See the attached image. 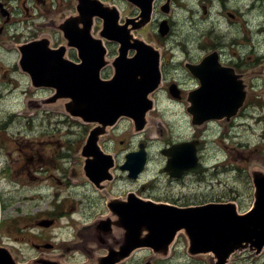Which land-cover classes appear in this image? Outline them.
<instances>
[{"label": "rangeland", "instance_id": "rangeland-1", "mask_svg": "<svg viewBox=\"0 0 264 264\" xmlns=\"http://www.w3.org/2000/svg\"><path fill=\"white\" fill-rule=\"evenodd\" d=\"M249 1L233 0L228 8L231 10L239 9V63L248 65L254 61L253 65H257L255 68H260L261 65L264 66V33H258L257 25L264 22V5L257 3L256 6L260 7V10L249 11ZM61 9L63 10H59L58 18L69 10L66 6ZM243 13L247 14L251 21V23H247L250 28H246L242 21ZM221 15L222 18H226V14ZM201 17V14L197 13L196 19ZM190 19L193 21L194 18L191 17ZM98 28L99 24H96L94 31L96 32ZM175 28H177V23H175ZM61 40V34L58 33V42ZM116 47L117 45L113 43L108 46L109 50L113 52ZM232 50H236L235 47L232 46ZM169 67L167 66L165 69L170 78L180 74L181 71L174 72V66L169 65ZM111 72L112 70L107 68L104 70L103 76H109ZM254 76H258L255 79L258 81V85L252 88L254 90L248 92L250 95H258V97L255 98V101L250 97L246 99L238 111L237 126L232 128L231 135L219 143L212 142L211 140H218L220 136L221 129L217 128L216 131L209 134L207 144L203 146L204 153L207 156L212 154V159L216 160L213 163L207 162L204 166L205 171L209 173L214 171L215 174L207 175L206 182H202L198 191L199 193H207L213 189L211 193L230 194L231 196L232 190H234L236 195L241 196L240 205L242 206L249 203L248 194L251 190L248 175L249 167L253 164L264 167V100L261 97L264 80L260 75L255 74L251 76V79ZM24 84L25 89L29 88L26 80ZM21 88L17 85L14 91L10 92V85H0V94L2 95L0 97V109L13 108L16 113L24 110V114L30 116L29 111L24 108V101L27 96L24 95ZM47 94V91L35 92L31 90L29 97ZM167 95L169 94L164 89L157 93L159 111L151 114V124L141 134H132L129 128L126 129L127 122L122 121L107 136V144L110 148H114L115 144L116 147L122 146L118 144L119 142L125 143L124 149L137 147L138 143L143 141L146 144L148 154H150L148 169L142 177L133 184L126 182L123 185V181H121L120 189H130L138 184H144L149 192L164 194L161 189H164L166 185L169 186V178L162 170L164 157L159 151L166 139L164 135L166 132L170 133V124L176 127L174 128L176 133L181 132L185 137L191 136L193 131L188 125L189 117L185 113V102H170ZM50 110H58V112L37 110V113L31 118L16 117L13 119L12 129L8 127L6 131L0 133V146L2 145L0 150L7 151H0L3 153V157H0V165L7 167L10 181L16 177L13 182L9 181L4 184L0 180V202L5 201L7 203L0 209L5 214H0V228L2 227L0 232L3 240H5L4 234L7 230V227L2 225L5 218L9 224L10 218L13 217L17 220V226L20 230H17L15 224L11 222V232L15 237V242L19 239L30 241L31 235L39 231V228L31 226V224H34L39 218H54L55 224H58L59 236L62 237V234L71 227V225L64 226L67 217L60 218L63 214L72 216L75 219L72 224L79 226L80 223L77 221L91 220L101 208L97 193L92 190L86 179L79 173L81 165L78 156L79 143L85 138L89 126L61 112L58 107ZM152 122H156V124ZM161 127L164 135L158 136ZM222 130L226 132L228 128L225 129L222 126ZM229 152L237 156L235 163H238V171L232 170L233 164L229 163L227 167L224 165L226 162L225 155ZM4 156H6L5 159ZM31 174H38L39 176L33 179ZM43 178L48 183H42ZM185 181L187 182V180ZM151 186H157V190H153ZM189 186L190 190H186L184 193H194V189H198L196 182H189ZM79 201H81L80 204H78ZM73 210L76 211L71 213ZM59 213L60 215H58ZM15 215H23L24 217H16ZM52 229L51 226L47 227L42 233L39 232L37 233L39 235L35 236L50 240L53 233L49 235L48 232H52ZM6 239L9 240L8 237ZM17 245L21 248V256L25 258L36 253L30 243L28 245L17 242ZM55 246L59 249L64 248L63 243H58ZM239 255L238 253L235 254L230 264H264V251L252 260L247 253L240 257ZM179 258L181 262L176 263L202 264L197 259L188 261L184 254H181Z\"/></svg>", "mask_w": 264, "mask_h": 264}, {"label": "water", "instance_id": "water-1", "mask_svg": "<svg viewBox=\"0 0 264 264\" xmlns=\"http://www.w3.org/2000/svg\"><path fill=\"white\" fill-rule=\"evenodd\" d=\"M93 6L90 16L104 17L100 34L120 42V53L112 62L115 73L111 79L99 78L100 67L105 63L102 61L104 48L101 40L91 38L93 41H90L85 36L88 29L76 36L71 22L65 23L62 29L67 45H80L82 64L75 65L65 58V45L51 49L45 39L21 46L19 63L30 74L34 86L55 88L47 102L63 103L65 111L71 115L96 123L82 147L85 157L83 172L95 183H100L112 162L99 150L98 139L122 115L134 119L135 129L144 127L146 112L152 107L149 94L160 84V71L159 53L152 45L133 37L124 26L123 29L114 24L118 18L114 11L109 19L101 5L95 2ZM129 49L136 51L132 57H127ZM94 56L95 60H92ZM219 73L223 79L203 76L201 87L194 91L196 95H208L205 101H195L190 107L195 121L202 113L205 118L229 117L244 98L242 84L236 76L230 78L226 77L225 71ZM144 155L143 144L139 151L127 155L124 167L130 169L132 176L142 169ZM185 155L179 163L180 169L189 159L190 155ZM254 180L257 199L254 211L233 217L235 213L221 214V207L215 205L181 208L137 199L132 195L127 201L113 199L109 205L115 210L116 224L123 229V243L118 251L108 245L109 254L99 258L97 264H114L136 245H150L165 252L179 230L189 235L191 252L212 251L217 257L216 264L226 263L231 253L246 246L259 252L264 247V174H254ZM97 187L101 189V186ZM104 223L110 226L107 221ZM0 264L22 263L16 262L5 249H0Z\"/></svg>", "mask_w": 264, "mask_h": 264}, {"label": "flooded vegetation", "instance_id": "flooded-vegetation-1", "mask_svg": "<svg viewBox=\"0 0 264 264\" xmlns=\"http://www.w3.org/2000/svg\"><path fill=\"white\" fill-rule=\"evenodd\" d=\"M112 1L130 6L131 11L137 12V9L130 5L132 0ZM148 1H150L151 5H153L154 19L151 21L153 22V29L147 32L142 29V33L145 38L153 41L156 45L161 47V61L164 63L163 74L166 80L170 77L165 69L167 66L168 68H170L169 65L174 66L175 73L181 71L179 72L180 74L174 75L172 80H170L171 82L175 81L180 88L179 95H167V99H169L170 102H185V113L188 114L189 117L191 116L188 107H190L191 101H195V98H192L188 93L193 87H196L199 84V79L192 72L191 65L199 63L202 58L211 52H216L217 55L215 60H211V67L220 65L230 68H227L228 70H226V77L230 78H233L235 73H239V79L242 80L244 90L246 92L245 98L250 97L254 101L256 100L255 98L258 97V95L252 96L248 91L254 90L252 89L254 86L253 78L255 77L257 79L258 76H254L252 79L251 76L253 74L260 75L261 71L264 70V66L261 65L260 68H255L257 65H253L254 61L248 65H241V63H239V9L236 8L235 10H231L228 8L230 2L233 0ZM249 2V11H259L260 7L256 6L257 3L264 5V0H250ZM76 4L77 0H0V85H10V92H13L18 85V87H22L21 90L24 94L27 93L28 90L25 91L24 81L25 78L28 80V75L23 72L18 65L17 60L19 58V50L17 48V44L35 39L41 34H49L51 37L58 35V30L55 28V21L58 20V10H61L64 6L74 10ZM197 13L201 14L202 17L200 19H196ZM221 14H226V18H222ZM191 17L194 18L193 21L190 19ZM163 21H165L168 26V32L166 35H161L158 32L160 23ZM242 21L246 24L251 23L248 15L244 13L242 14ZM175 23H177V28H175ZM246 27L250 28L249 25H246ZM257 30L260 34L264 33V22L257 25ZM232 46L235 47L236 50H232ZM255 85L257 86L258 84ZM1 96L2 95L0 94V97ZM19 113L24 114V112L20 111L16 113L13 108L6 110L0 109V131H6L8 127L12 128L13 119L16 118V114ZM237 118V116H234L232 119L226 120L214 119L206 121L201 125H191L188 122L193 134L186 137L181 132L176 133V130L174 129L176 127L170 124V134L160 147V153L161 148L168 144L184 139L191 141L195 140V150L198 157L197 165L191 170L189 169L184 171L180 177H170L169 174L166 173V176L169 177V186L166 185L164 189H161L164 194L149 192L145 188L144 184H141L139 189L134 190V192L141 197L154 200H168L173 203L176 202L179 205L199 204L209 201L212 198H223L224 196L222 195L209 196L210 194L204 195L202 193L188 195L183 191H186L187 189L190 190L189 182H196L197 184L200 180H202L201 177L206 175L205 167L203 166H205L207 162L213 163L216 161L215 159H212V154L207 156L204 153L203 146L207 144L209 134L216 131L217 128H220L221 132L218 140H211L212 142L219 143L227 136L231 135L232 128L237 126ZM222 126L225 129L228 128V130L225 132L222 130ZM5 133L8 134L7 132ZM103 149L112 153L113 167L111 169L112 177L110 179H103V184L100 185L101 189L96 187L97 192L104 199L102 202L104 208L102 207L100 211H98V215L110 212L108 211L107 204L105 203L108 195L113 198L124 199L126 197V193L128 192H125L126 188L119 189L121 181H123V185H125L126 182L133 184V182L139 179L141 175V173H139L135 178V181L125 180L128 178V174L126 169L121 168V164L125 161V154L118 151L121 150V148H117V150H115L107 146L103 147ZM161 155L164 157V166V161L166 162L167 157L162 153ZM149 158L150 154H148V160ZM236 159L237 158L234 157L231 152L225 155V160L232 161L231 163H233ZM234 171H238L236 169V165H234ZM209 174H212V172ZM185 180H187V182ZM114 184L118 189H115L114 193H111V188ZM151 188L153 190H157V186H151ZM195 192H197V190ZM251 193L252 191L250 190L248 194L249 197ZM99 194L97 197L100 202L101 196ZM231 198L235 199L239 204V195H236L234 190H232ZM4 204L7 205L5 201L0 202V209L4 206ZM5 226L7 227V230L5 231V240L3 241L5 243H12V241H7L6 238L8 237L9 239L14 240L15 237L8 224H5ZM87 229H89L88 233L85 231ZM98 230L99 232H96ZM72 231V235H83L85 231L83 238H86V236L90 238L93 235L92 243H90V250L84 253L82 249H77L78 255H75L72 259L76 262L85 260L89 264H94L95 261L97 262L98 258L108 251V248L104 246V240H113L115 238L119 239L121 236V232L118 231L117 227H115L114 231L111 232L109 229L98 228L96 222L91 224L89 228L83 227V229L79 230L77 228H73ZM0 235L2 237L1 232ZM178 242L181 246L182 239L180 238ZM43 244L44 240H40L39 243L32 242V245L37 253L32 256L30 255L29 257L35 258L47 251L48 248L42 246ZM11 246H13V250L18 255L21 254V248H15L14 244ZM76 247H79L78 244ZM49 250H51L49 251L50 253H53V250L56 251L55 248H50ZM145 251L147 252V256H145L146 260L157 259L154 258V253L152 251L147 248H141L126 255V257L118 264H132L134 262L142 261L139 253ZM56 253L58 252L56 251ZM62 255L64 257V254ZM251 257H253V255H251Z\"/></svg>", "mask_w": 264, "mask_h": 264}, {"label": "bare ground", "instance_id": "bare-ground-1", "mask_svg": "<svg viewBox=\"0 0 264 264\" xmlns=\"http://www.w3.org/2000/svg\"><path fill=\"white\" fill-rule=\"evenodd\" d=\"M42 183H48L46 180H44V178H43V181H42Z\"/></svg>", "mask_w": 264, "mask_h": 264}]
</instances>
